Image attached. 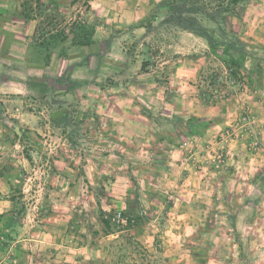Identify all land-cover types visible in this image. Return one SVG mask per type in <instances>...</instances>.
Here are the masks:
<instances>
[{
	"label": "rangeland",
	"instance_id": "obj_1",
	"mask_svg": "<svg viewBox=\"0 0 264 264\" xmlns=\"http://www.w3.org/2000/svg\"><path fill=\"white\" fill-rule=\"evenodd\" d=\"M161 1L0 0V264H264V189L244 181L264 165V41L234 81L204 37L147 22ZM239 12L250 50L264 0ZM121 212L146 218L106 235Z\"/></svg>",
	"mask_w": 264,
	"mask_h": 264
},
{
	"label": "trees",
	"instance_id": "obj_2",
	"mask_svg": "<svg viewBox=\"0 0 264 264\" xmlns=\"http://www.w3.org/2000/svg\"><path fill=\"white\" fill-rule=\"evenodd\" d=\"M258 1L260 0H162L156 4L152 13L147 17V22L157 20L160 16L159 12H161L166 17V22H176L183 29L191 30L194 34L204 37L208 42L210 54L222 59L229 70L231 78L234 81H240L244 77L243 70L247 66V60L257 52V48L247 50L246 44L237 37L230 21L232 16H240L239 8L241 6ZM26 17H30L29 14ZM140 26L144 27V24ZM85 28V26H81V29ZM61 33L58 36H53V38L65 41L70 37V34ZM72 35L73 44L76 46L85 47L91 44L92 31L88 32L86 30L85 33L79 34L76 30H73ZM262 59L258 58V61L250 66V71H248L250 80L255 81L257 79L258 81L259 77H261ZM148 61H145L144 65H147ZM207 77L206 75L205 78L207 79ZM220 79L221 74L218 72L210 76L207 86L211 88V94L214 90L221 92ZM204 94L208 93L205 92ZM211 94L209 93L208 95L211 96ZM209 101L215 102V100ZM67 116V108L59 107L52 112L50 120L54 123H62ZM171 120L173 123L177 120L183 121L185 123L184 131L187 134L199 132L207 126V122L196 116L185 118L174 115ZM244 181L253 185L261 183L264 189V165L261 170L254 175L248 176ZM121 214L125 220L115 218L114 214L101 213V222L105 228L106 235L139 226L146 218L143 214L134 215L126 212H121ZM211 222H213V219H211ZM132 244H134L135 249L140 246L138 242H132ZM122 255L118 259L119 264H130L126 262L125 254Z\"/></svg>",
	"mask_w": 264,
	"mask_h": 264
},
{
	"label": "crops",
	"instance_id": "obj_3",
	"mask_svg": "<svg viewBox=\"0 0 264 264\" xmlns=\"http://www.w3.org/2000/svg\"><path fill=\"white\" fill-rule=\"evenodd\" d=\"M251 37L252 38H246L245 40L246 41H248V40H252V44H254V43H256L254 40H256V41H258V42H263L264 40L262 39V38H264V36H263V34L261 35L260 33H258V32H252L251 33ZM255 45H257L255 48H257L256 50L258 51L260 48H259V44L258 43H256ZM262 47V46H261ZM254 49V46L252 47V49H250V50H253ZM263 51H264V49H263ZM263 55H264V53H263ZM200 61H201V59H200ZM203 63V62H202ZM192 81V80H191ZM190 84V89H191V87H197V85L196 86H194L193 84H191V83H189ZM259 97H261V96H259ZM264 97V96H263ZM260 99V98H259ZM254 103V102H253ZM253 105H255V104H253ZM212 106V108L214 109V112H215V114L216 115H221V109H219L220 107H219V104H213V105H211ZM262 106V105H261ZM212 108H211V110H212ZM208 109V108H207ZM257 109H260V110H262V108L261 107H258ZM257 109H256V111H257ZM211 110H209V111H211ZM254 110V109H253ZM260 114L262 113V111H258ZM222 116V115H221ZM3 212V211H2Z\"/></svg>",
	"mask_w": 264,
	"mask_h": 264
},
{
	"label": "built area",
	"instance_id": "obj_4",
	"mask_svg": "<svg viewBox=\"0 0 264 264\" xmlns=\"http://www.w3.org/2000/svg\"><path fill=\"white\" fill-rule=\"evenodd\" d=\"M243 120H244V121H247V120H248V117H247V116H244V117H243ZM259 144H260L259 141H258V140H255V142H254V146H255V147H258ZM222 156H223V154H220L218 157H219V158H222ZM115 218H117V219H124V220H125V218L122 217V215H121L120 213H119L118 216L115 217Z\"/></svg>",
	"mask_w": 264,
	"mask_h": 264
}]
</instances>
